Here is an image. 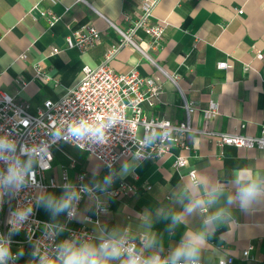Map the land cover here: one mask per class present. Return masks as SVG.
I'll return each instance as SVG.
<instances>
[{
  "label": "crops",
  "instance_id": "0c3cea01",
  "mask_svg": "<svg viewBox=\"0 0 264 264\" xmlns=\"http://www.w3.org/2000/svg\"><path fill=\"white\" fill-rule=\"evenodd\" d=\"M37 2L61 16L55 25L50 26L44 17L33 18L30 9ZM141 13V0H58L56 4L49 0H0V94L9 93L29 103L32 110L46 99L58 100L82 78L84 66L96 67L103 61L111 44L122 38L118 29H127ZM33 14L37 16L38 11ZM152 20L166 23L164 44L152 52L155 63L134 46L125 45L112 59L111 66L123 72L135 68L143 75L155 77L163 87L155 112L173 123L185 118V97L196 105L192 114L194 126L259 134L264 126V0H157ZM87 25L100 30V41L84 51L67 48V35ZM135 39L147 47L149 39L143 30L138 31ZM54 47L60 51L53 53ZM259 52L263 58L258 57ZM221 61H228L231 66L219 68ZM35 64H40L52 80L38 77ZM172 76L178 77L177 83ZM211 100L219 103V113L206 122L203 110ZM242 123H246L245 128ZM195 133L194 142L186 136L191 146L188 167L175 169L172 156L144 159L134 175L116 178L115 184L125 180L137 192L111 196L107 201L108 214L101 216V225L128 226L135 231L139 224L136 213L150 209L154 214L160 206L178 209L173 195L188 179L187 172L192 167L226 184L234 169L242 166L254 165L264 172V150L233 145L221 148L214 140ZM53 157L47 178H60L67 168L74 182L81 173H86L90 182L91 170L97 165L100 177L108 173L99 159L66 143L54 148ZM125 159L131 157L122 158L117 170ZM147 185L151 188L147 189ZM48 191L59 195L61 188ZM87 206L88 198L84 197L79 210L84 217H95L93 210L86 211ZM234 212L237 223L230 230L222 227L217 231L204 252L203 264H217L230 256L235 257V264H247L241 257L249 246L253 247L251 253L255 258L250 264H264V204L248 214L238 209ZM39 217L51 219L43 208H39ZM65 217H59L61 222ZM202 219L200 213L193 214L173 236L164 232L168 221L157 222L154 228L164 235L165 251L179 243L186 229L200 228ZM73 222L87 224L93 230L98 227L82 219ZM222 233L226 235L221 240ZM20 247L26 255L18 264H26L30 245Z\"/></svg>",
  "mask_w": 264,
  "mask_h": 264
},
{
  "label": "clouds",
  "instance_id": "9594fccd",
  "mask_svg": "<svg viewBox=\"0 0 264 264\" xmlns=\"http://www.w3.org/2000/svg\"><path fill=\"white\" fill-rule=\"evenodd\" d=\"M5 100L10 102L7 96ZM14 119L12 129L0 127V209L6 198L14 199L29 188L35 192L26 203L9 210L7 233H0V264H18L26 255L23 247L13 252L12 238L29 223L38 225L42 231L41 237L34 239L32 229H28L30 251L26 264H203L204 252L210 241L216 238L217 231L222 227L230 230L237 223L234 209L248 214L264 204V172L254 165L234 169L227 184L213 180L199 170H192L173 195V203L179 205L178 209L160 206L154 214L150 209L136 213L139 224L135 231L128 226L108 228L98 224L91 234L72 232L59 219L61 215H66L70 221L82 219L91 223L78 208L84 197L88 198L86 211L93 210L98 216L108 214L107 201L113 195L111 188L116 178L134 175L144 159L151 157L160 146H171L178 134L185 133L194 142L196 133L189 126H176L169 120L150 123L139 140L134 137L138 150L131 159H125L118 170L113 158L105 161L109 171L103 177L99 175L98 165L91 170L90 182L77 184L65 177L57 195L46 190L36 179L38 168L41 172L50 170L52 147L63 141L94 154L96 148L109 144L113 129L117 126L123 129L128 122L125 111L114 106L107 113L78 115L58 125L51 121L46 125L38 122L39 127L44 125L47 139H32L30 142L17 139L18 128L27 127L30 121L21 119L18 114ZM78 179L83 181L84 178ZM36 208H43L51 219L42 225L32 219ZM196 213L203 216L201 227L186 229L179 243L169 247L164 254V235L157 232L154 225L168 221L164 232L173 236ZM65 232L70 235L57 242ZM226 233L221 234V240Z\"/></svg>",
  "mask_w": 264,
  "mask_h": 264
},
{
  "label": "built area",
  "instance_id": "2783aa9c",
  "mask_svg": "<svg viewBox=\"0 0 264 264\" xmlns=\"http://www.w3.org/2000/svg\"><path fill=\"white\" fill-rule=\"evenodd\" d=\"M49 1L53 4L58 2V0ZM141 4V15L132 20L127 29H118L122 38L119 42L111 44L104 55L103 61L96 67L84 66L82 78L58 100L46 99L42 105L32 110L29 103L20 101L9 93L2 92L0 94V127L6 130L12 129L15 124L14 117L18 114L21 119H27L30 123L27 127L20 126L18 128L19 136H17V139L28 140L29 142L32 139L39 141L40 139H47L44 135L43 128L44 125L50 121L53 125H58L63 120L71 117L87 114H104L112 107L119 106L121 110L125 111L128 122L124 125L123 129L117 126V128L112 130V138L108 145L96 148L93 154L90 150H82L71 143L61 141L52 147L51 152L54 148L66 143L96 157L104 166L105 161L115 158L114 167H116L122 158L131 157L132 154L138 150L134 142V137L139 140L140 136L151 124L169 120L160 113L155 112L156 100L163 88L162 84L155 77L143 75L135 68L123 72L117 71L111 66L112 59L125 45L134 46L155 63L152 52L160 49L164 44L166 23L160 21L154 22L152 20L157 0H141ZM65 9L69 11L70 7L67 6ZM34 10L38 11L37 16L33 14ZM30 12L34 19L38 17L46 18L50 26L55 25L61 18V16L52 9L42 8L39 2L33 5ZM239 12L241 13L242 10L240 9ZM139 30H143L149 39L146 48L142 47L135 39ZM100 39V30L94 25H87L68 34L66 37V46L67 48H75L84 51L94 46ZM58 51H60L59 47L53 48V53H57ZM21 57L24 58L25 55L23 54ZM258 57L263 58V54L259 52ZM230 66L231 64L228 61H221L218 63V67L222 69L229 68ZM35 69L38 77L45 80H52V76L48 74L40 64H35ZM171 79L175 83L178 81L177 76H172ZM6 96L10 98V102L5 100ZM183 98L185 118L179 123H174L176 126H189L193 128L194 132H198L214 140L216 145L221 148L226 145H233L239 148H257L264 150V126L261 128L260 133L256 135L242 132L217 131L208 128V126L198 128L194 126L192 121V114L196 110V105L194 102L186 100L185 97ZM218 113L219 103L213 100H211L208 107L203 110L206 122L210 121ZM38 122H43L44 125L39 127ZM241 127L245 128L246 123H242ZM186 136L187 134L185 133L178 134L175 142L171 146L163 145L158 147L153 151L152 156L146 159L155 160L161 157L172 156L174 159L173 167L175 169L188 167L189 158L191 156V146ZM53 159L54 157L51 160L50 170L53 167ZM105 168L109 171L106 166ZM192 170H197V168H190L187 175ZM48 171L41 172L38 168L36 176L37 181L41 183L46 190L53 188V184L59 187V185L64 182L65 177L70 179L67 168L62 170L60 178L54 175L47 178L46 173ZM81 176L84 178L83 181L78 179L75 183L80 184L89 182L86 173H81L79 177ZM150 188L151 186L147 185V189ZM34 192L35 189L29 188L25 189L14 199L8 200V198H6L3 208L0 209V233H7L8 225L6 224V220L9 210L15 209L18 204L26 203L28 199L32 198ZM111 192L113 193L112 197H121L123 195L136 193L137 189L127 181L120 180L118 183L112 185ZM83 199L78 205L79 209ZM107 209L109 211L108 207ZM102 215L103 214L99 216L96 215L95 217L86 215L85 217L90 218L91 222L101 225ZM32 219L40 221L41 225L44 222H48L40 219L39 208L34 210ZM63 223H65L72 232H88L90 234L93 232V229L87 226V224L74 223L73 220L70 221L67 217H65ZM29 228L32 229L34 239H39L41 237L42 230L38 225L31 223L25 225V228L12 238L13 252L18 251L20 246L28 243L27 236ZM69 235L70 233L67 232L66 237ZM60 239L64 238L58 237L57 242H59ZM252 248V246H249L242 253L241 259L247 264H250L251 261L255 259L251 253ZM166 253L167 251H165L164 254ZM217 264H235V257L230 256L226 259H220Z\"/></svg>",
  "mask_w": 264,
  "mask_h": 264
},
{
  "label": "rangeland",
  "instance_id": "374dc122",
  "mask_svg": "<svg viewBox=\"0 0 264 264\" xmlns=\"http://www.w3.org/2000/svg\"><path fill=\"white\" fill-rule=\"evenodd\" d=\"M52 153L54 154V149L52 150Z\"/></svg>",
  "mask_w": 264,
  "mask_h": 264
}]
</instances>
